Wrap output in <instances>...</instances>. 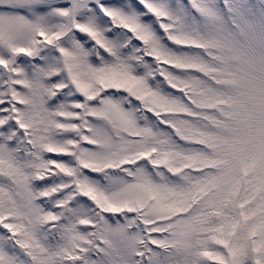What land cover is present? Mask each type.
Listing matches in <instances>:
<instances>
[{
    "label": "snow or ice",
    "instance_id": "1",
    "mask_svg": "<svg viewBox=\"0 0 264 264\" xmlns=\"http://www.w3.org/2000/svg\"><path fill=\"white\" fill-rule=\"evenodd\" d=\"M0 264H264V0H0Z\"/></svg>",
    "mask_w": 264,
    "mask_h": 264
}]
</instances>
